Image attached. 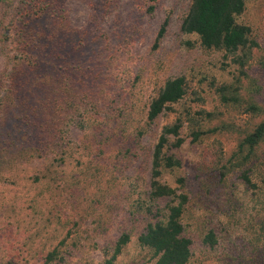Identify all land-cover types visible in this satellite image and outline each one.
I'll list each match as a JSON object with an SVG mask.
<instances>
[{"label":"rangeland","instance_id":"1","mask_svg":"<svg viewBox=\"0 0 264 264\" xmlns=\"http://www.w3.org/2000/svg\"><path fill=\"white\" fill-rule=\"evenodd\" d=\"M54 1L56 12L41 20L40 27L49 30L47 25L56 27L65 20L70 33L60 32L61 44L64 38L70 43L59 48L42 38L38 44L55 45L57 69L63 62L66 69L69 61L80 67L70 69L75 70L72 80L65 73L54 74V81L70 83L74 90L69 95L53 88V109L45 112L47 86L35 88L32 77L24 81L22 73L13 71L28 52L19 38L28 20L22 23L24 8L36 9L39 0H0V125L6 122L1 119L6 110L9 127L14 118L16 124L22 122L12 140L17 142L21 133L29 142L35 136L29 135L36 130L34 112L40 109L43 116L52 114L57 135L41 180L34 178L38 164L31 153L15 165H0V264H45L43 256L53 250L59 258L48 264H107L124 233L130 242L112 264H150L151 253L139 246L137 237L147 223L163 220L156 211L166 214L172 203L171 198L149 199L151 155L163 127L180 117L186 141L171 153L182 166L174 174L163 173L160 182L176 188V176L185 178L188 202L182 225L191 241L188 264H255L256 235L250 226L263 217L262 199L257 190H248L243 169L229 161L244 134L264 119L246 109L249 103L264 109V0H246L238 18L258 43L244 67L247 75L240 74L230 57L203 51L197 36L181 31L192 0ZM165 21L164 36L154 48ZM29 55L44 70L54 68L37 51ZM177 77L185 78L186 95L149 124L151 100L168 79ZM89 79L93 82L83 87ZM222 84L239 86V106L219 101L215 89ZM18 107H23L20 114ZM186 111L193 117L211 112L215 117L209 127L226 128L191 144L188 130L194 126L185 122ZM258 147L259 159L245 169L261 187L264 142ZM209 232L217 240L212 247L203 243Z\"/></svg>","mask_w":264,"mask_h":264},{"label":"trees","instance_id":"2","mask_svg":"<svg viewBox=\"0 0 264 264\" xmlns=\"http://www.w3.org/2000/svg\"><path fill=\"white\" fill-rule=\"evenodd\" d=\"M27 1L35 0H23ZM40 5L34 8L26 9L22 16V23L25 18H28L27 25L31 23L32 26L27 28V25H23V31L19 38L21 44L26 43L28 52H25L26 59H18L13 66L14 72L22 73L23 80L25 77H32V85L35 88L41 86H47L45 91L44 105L42 107L45 112H52L53 100H55L56 90H63L64 93L71 95L74 87L70 83L63 86L54 81V74L59 71L60 74H64L69 80H72V75L75 74V69L80 67V63L69 61L67 68H64V62L62 67L57 69L55 61V45L61 46L70 43V40L63 39L61 44L60 32L70 33L68 24L60 22V25L53 27L47 25L49 30L40 27L41 23L45 21L51 12L55 13L57 10L54 0H39ZM246 8V0H192L190 7L182 20L181 31L185 34H192L197 36L200 47L205 52H220L224 53V56L230 57L232 63L240 67V74L247 75L244 67L252 60L254 49L258 48V43L252 38L251 29L245 24L238 22V18L244 13ZM43 20L41 23L40 21ZM167 22L161 26L156 36L153 47L156 48L159 45L160 40L164 36ZM47 38L53 42L52 46L38 44V39ZM31 45H35V49ZM36 51L41 56H46L49 60L50 66L53 64L52 71L50 69L44 70L39 60L29 58V54ZM63 56V50L61 54L58 53L56 58L61 59ZM264 65V64H263ZM44 67V66H43ZM239 80V79H237ZM93 82L89 79L82 86L87 87ZM239 83V81H238ZM50 85V86H49ZM27 85L25 84L24 87ZM23 87V88H24ZM188 84L183 77H177L168 79L163 88L159 91L158 95L153 98L148 106L146 119L148 123L155 121L157 117L163 114L165 111L171 110V105L179 102L187 93ZM53 88L55 92H53ZM88 91V90H87ZM94 91V90H91ZM215 92L219 98V101L227 106L237 107L240 105L241 98L239 97V86H232L222 84L216 87ZM24 102V101H23ZM23 107L17 108V113L22 112ZM246 109L253 115H264V109L255 103H249ZM4 116L1 119H6V122L0 125V165L7 162L14 161L13 164L20 161V157L31 155L35 158L38 167V172L35 179L39 181L40 177L44 176V172L47 171L48 163H43L48 158L46 154L50 147L54 145L53 140L56 138V132L51 126L52 114L50 118L43 116L41 110H36L35 117L32 119L33 129L30 136V141L24 140L29 138L19 133L17 135V142L12 139L14 137V131L21 126L22 122L16 124L14 118V124L8 126L7 122L11 118L10 113L5 110L2 112ZM26 114V110H25ZM198 117L190 116L189 112H185V122L189 125H193V129L188 130V137L191 144L200 142L207 134L215 133L221 128L225 129L226 126L209 127V122L214 119L215 115L211 112L200 111L197 113ZM23 115V114H22ZM40 118V119H37ZM181 118V117H180ZM178 119L174 124L164 126L157 143L154 145L151 155V170H150V184H149V199L152 201L171 198L172 203L167 205V213L160 214V210L156 211V216H160L163 220L158 219L156 222H149L146 225L145 230L137 237L139 246L147 249L151 253L150 264H188L191 258V241L184 236V227L182 225V216L185 211L186 204L188 202V196L183 191L185 188V178L176 176V188H172L167 184L160 182V177L163 173L174 174L173 172L179 170L182 166L181 160L171 153L172 149H179L186 141L181 136L182 124L181 119ZM20 119L23 121L26 119V115H23ZM38 120V122H36ZM205 125L208 127L206 128ZM264 142V119H262L250 132L245 133L244 137L239 141L237 148L230 158L229 163L237 168L243 169L241 178L247 185L248 190H252L261 197L264 210V180L262 186H258L251 181L250 170L245 169L253 163L255 159H259L257 155L258 146H261ZM232 161V162H231ZM261 163H258V166ZM264 176V175H262ZM263 178V177H262ZM264 179V178H263ZM41 180V179H40ZM152 214L151 210H147ZM252 227V232L256 235L255 243L253 244V251L257 253L255 264H264V214ZM158 218V217H157ZM130 242V235L127 233L122 234L117 240L114 252L107 264H112L113 261L122 253L125 246ZM217 240L212 232H209L203 239V243L212 247L216 244ZM55 250L48 252L46 256H43L45 264L52 262L59 257L55 254ZM4 264H12L11 262Z\"/></svg>","mask_w":264,"mask_h":264}]
</instances>
